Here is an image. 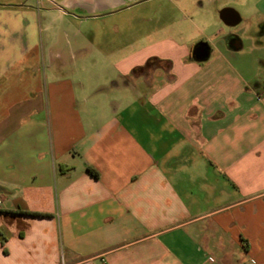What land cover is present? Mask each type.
<instances>
[{
	"label": "crops",
	"instance_id": "obj_1",
	"mask_svg": "<svg viewBox=\"0 0 264 264\" xmlns=\"http://www.w3.org/2000/svg\"><path fill=\"white\" fill-rule=\"evenodd\" d=\"M146 1L0 5V264H264V0Z\"/></svg>",
	"mask_w": 264,
	"mask_h": 264
},
{
	"label": "rangeland",
	"instance_id": "obj_2",
	"mask_svg": "<svg viewBox=\"0 0 264 264\" xmlns=\"http://www.w3.org/2000/svg\"><path fill=\"white\" fill-rule=\"evenodd\" d=\"M40 0H0V5L6 6H15L19 4H23L24 2H28L34 7H41L39 4ZM159 0H152L146 1L142 4H139L132 9L129 8L117 14H111L109 16L103 17L102 19L95 20L89 22L88 25L93 26V28H97V30H107L108 32H115L119 33V35L129 32L131 36H137V34H143L147 31V26L141 21V19H137L138 16L142 15L143 12L145 13L149 9H151L155 3ZM192 4H197V6L201 5L202 3H207V0H187ZM221 4L227 2V0H221ZM239 0H229L228 5L235 9H241L242 7L238 4ZM9 8H16V7H9ZM115 25V27H111ZM125 39V36L124 38ZM116 41V40H115ZM125 40H118L114 44V48L120 46ZM248 54V53H247ZM116 59V57H114Z\"/></svg>",
	"mask_w": 264,
	"mask_h": 264
},
{
	"label": "water",
	"instance_id": "obj_3",
	"mask_svg": "<svg viewBox=\"0 0 264 264\" xmlns=\"http://www.w3.org/2000/svg\"><path fill=\"white\" fill-rule=\"evenodd\" d=\"M230 13H231L230 9H225V10L222 11L221 15H222L223 18L224 17H229Z\"/></svg>",
	"mask_w": 264,
	"mask_h": 264
},
{
	"label": "built area",
	"instance_id": "obj_4",
	"mask_svg": "<svg viewBox=\"0 0 264 264\" xmlns=\"http://www.w3.org/2000/svg\"><path fill=\"white\" fill-rule=\"evenodd\" d=\"M3 203H4L3 197L0 196V208H1V206L3 205Z\"/></svg>",
	"mask_w": 264,
	"mask_h": 264
}]
</instances>
